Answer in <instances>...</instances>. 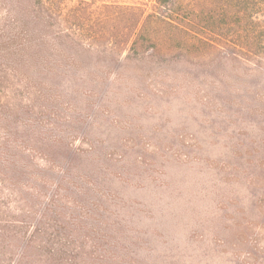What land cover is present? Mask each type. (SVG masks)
Listing matches in <instances>:
<instances>
[{"label":"trees","instance_id":"obj_1","mask_svg":"<svg viewBox=\"0 0 264 264\" xmlns=\"http://www.w3.org/2000/svg\"><path fill=\"white\" fill-rule=\"evenodd\" d=\"M174 50L186 58L195 53V62L183 63ZM203 62L214 68V83L231 102L239 104L255 78L263 83L256 96L264 99V0H0V69L16 72L31 90L24 102L0 101V181L31 205L40 187L55 179L30 233L0 227V264L84 260L79 232L64 234L63 220L79 213L76 231L90 230L96 192L109 183L89 172L96 164L76 162L84 152L88 158L96 153L95 141L88 150L75 147L66 134L55 133V123L24 122L22 109L33 117L47 109L42 102L48 97L63 103L78 97L84 105L68 102L61 119L75 134L77 115L91 110L99 95L128 103L151 97L156 84L165 94L192 97L195 89L213 99L192 69ZM33 155L47 164L38 166Z\"/></svg>","mask_w":264,"mask_h":264},{"label":"rangeland","instance_id":"obj_2","mask_svg":"<svg viewBox=\"0 0 264 264\" xmlns=\"http://www.w3.org/2000/svg\"><path fill=\"white\" fill-rule=\"evenodd\" d=\"M174 51L183 63L195 62V53L186 58ZM192 69L213 99L193 87L192 97L165 94L154 83L151 97L142 100L99 95L91 110L77 115L75 134L61 119L68 102L84 105L78 97L64 103L48 97L40 115L31 117L26 108L19 113L31 125L55 123V133L75 147L88 150L95 141L96 153L88 158L84 152L76 162L96 164L89 172L109 183L95 191L90 230L76 231V212H68L62 226L64 234L79 232L84 260L77 264H264V99L255 92L262 80L249 79L237 104L214 83L218 74L209 64ZM30 93L16 72L0 69V101L24 102ZM33 157L38 166L47 164ZM54 180L31 205L0 181V227L30 233Z\"/></svg>","mask_w":264,"mask_h":264}]
</instances>
